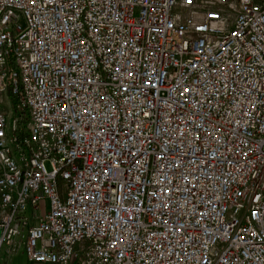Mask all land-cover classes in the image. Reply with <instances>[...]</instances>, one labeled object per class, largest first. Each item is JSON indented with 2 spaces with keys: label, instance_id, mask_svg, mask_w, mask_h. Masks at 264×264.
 Returning <instances> with one entry per match:
<instances>
[{
  "label": "built area",
  "instance_id": "2783aa9c",
  "mask_svg": "<svg viewBox=\"0 0 264 264\" xmlns=\"http://www.w3.org/2000/svg\"><path fill=\"white\" fill-rule=\"evenodd\" d=\"M22 247L264 264V0H0V252Z\"/></svg>",
  "mask_w": 264,
  "mask_h": 264
},
{
  "label": "rangeland",
  "instance_id": "374dc122",
  "mask_svg": "<svg viewBox=\"0 0 264 264\" xmlns=\"http://www.w3.org/2000/svg\"><path fill=\"white\" fill-rule=\"evenodd\" d=\"M13 104H14V99L11 96V94H8L7 98H2V105L6 111H10ZM45 166L46 169L49 170L48 164H46ZM41 206H42L41 214L43 215L44 214L43 204ZM0 264H29V263L27 261L25 251L22 247L19 249V251L16 254L10 256L5 254V248H2L0 252Z\"/></svg>",
  "mask_w": 264,
  "mask_h": 264
},
{
  "label": "crops",
  "instance_id": "0c3cea01",
  "mask_svg": "<svg viewBox=\"0 0 264 264\" xmlns=\"http://www.w3.org/2000/svg\"><path fill=\"white\" fill-rule=\"evenodd\" d=\"M30 264V263H29Z\"/></svg>",
  "mask_w": 264,
  "mask_h": 264
}]
</instances>
